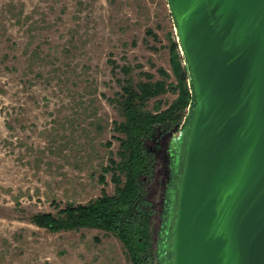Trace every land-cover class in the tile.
<instances>
[{
	"label": "rangeland",
	"instance_id": "1",
	"mask_svg": "<svg viewBox=\"0 0 264 264\" xmlns=\"http://www.w3.org/2000/svg\"><path fill=\"white\" fill-rule=\"evenodd\" d=\"M171 41L166 0H0V264H130L109 230L50 232L29 217L113 192L110 171L103 183L98 176L108 157L117 160L119 66H130L133 83L175 84ZM177 93L150 97L146 108L155 111V99L166 108ZM179 137L156 128L145 140L159 184L165 144Z\"/></svg>",
	"mask_w": 264,
	"mask_h": 264
},
{
	"label": "water",
	"instance_id": "2",
	"mask_svg": "<svg viewBox=\"0 0 264 264\" xmlns=\"http://www.w3.org/2000/svg\"><path fill=\"white\" fill-rule=\"evenodd\" d=\"M193 109L171 264H264V0H166Z\"/></svg>",
	"mask_w": 264,
	"mask_h": 264
},
{
	"label": "trees",
	"instance_id": "3",
	"mask_svg": "<svg viewBox=\"0 0 264 264\" xmlns=\"http://www.w3.org/2000/svg\"><path fill=\"white\" fill-rule=\"evenodd\" d=\"M169 15L172 18L170 12ZM178 46V42L171 41L170 49L175 51L170 58L177 81L175 84L163 80L152 82L149 79L133 83L132 76L128 75L130 66H119L124 78L116 79L119 92H116L115 101L122 120L112 122L113 129L120 134L116 137L117 160L108 157L107 165L100 168L98 176L99 183H103V173L110 171L113 192L107 194L101 190L98 196L84 203L66 202L55 213L35 212L29 217L32 224L50 232L87 227L109 230L122 242L130 264L145 263L149 255V242L143 177L152 173L154 159L153 152L147 150L144 143L154 135L156 128L160 133H165L175 127L185 138L193 109L192 86L185 58L178 53ZM108 62L117 67L112 60L108 59ZM158 71L166 75L161 69ZM138 74L145 75L146 78L150 76L142 71ZM176 90L177 97L166 108L157 109L160 107L158 99L154 101L155 111L151 112L146 108L145 103L150 97ZM185 107L188 109L186 115ZM182 117L183 124L178 129ZM121 175L122 180L119 178Z\"/></svg>",
	"mask_w": 264,
	"mask_h": 264
},
{
	"label": "flooded vegetation",
	"instance_id": "4",
	"mask_svg": "<svg viewBox=\"0 0 264 264\" xmlns=\"http://www.w3.org/2000/svg\"><path fill=\"white\" fill-rule=\"evenodd\" d=\"M181 138V141H180ZM180 131V137L177 140L165 144L166 153L163 154L162 182L159 184L156 176L155 157L153 153V171L147 177H143V189L145 190V211L147 212L149 255L144 264H171L172 251V225L177 198V185L181 173V160L184 138ZM180 145V146H179ZM152 184L151 191L159 190V197L154 203L148 196L145 184ZM155 220L154 222H152ZM153 224L154 242L151 241L152 233L149 225ZM154 250V255L151 253Z\"/></svg>",
	"mask_w": 264,
	"mask_h": 264
}]
</instances>
